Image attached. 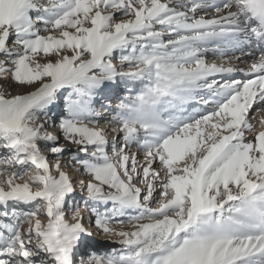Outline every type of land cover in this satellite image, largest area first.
Instances as JSON below:
<instances>
[{"label": "snow or ice", "instance_id": "obj_1", "mask_svg": "<svg viewBox=\"0 0 264 264\" xmlns=\"http://www.w3.org/2000/svg\"><path fill=\"white\" fill-rule=\"evenodd\" d=\"M0 264H264V0H0Z\"/></svg>", "mask_w": 264, "mask_h": 264}, {"label": "rangeland", "instance_id": "obj_2", "mask_svg": "<svg viewBox=\"0 0 264 264\" xmlns=\"http://www.w3.org/2000/svg\"><path fill=\"white\" fill-rule=\"evenodd\" d=\"M98 239H99V237H98Z\"/></svg>", "mask_w": 264, "mask_h": 264}]
</instances>
